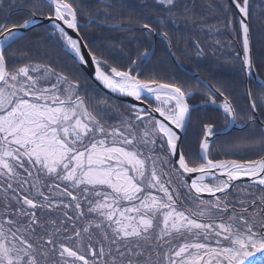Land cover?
<instances>
[{
    "label": "snow or ice",
    "instance_id": "obj_1",
    "mask_svg": "<svg viewBox=\"0 0 264 264\" xmlns=\"http://www.w3.org/2000/svg\"><path fill=\"white\" fill-rule=\"evenodd\" d=\"M155 3L166 13L155 25L147 15L120 18V25L135 20L179 61L167 21H195L181 0ZM21 7L27 8L22 20L0 21V264H264V147L256 158L218 159L222 146L213 145L257 123L264 135V78L252 58L250 0L218 5L227 26L235 31L238 24L240 71L260 90L257 96L246 88V113L223 84L198 73L189 77L194 85L142 75L155 56L151 46L119 62L105 56L86 35L97 20L89 15L81 23L77 0ZM233 7L238 21L229 14ZM31 40L52 41L71 68L18 63V53L28 56L21 43ZM195 47L202 55L199 41ZM98 85L136 102L116 110L115 125L109 123L115 106ZM197 95L221 111L223 125L197 117L193 157L184 138L200 110L190 103Z\"/></svg>",
    "mask_w": 264,
    "mask_h": 264
},
{
    "label": "trees",
    "instance_id": "obj_2",
    "mask_svg": "<svg viewBox=\"0 0 264 264\" xmlns=\"http://www.w3.org/2000/svg\"><path fill=\"white\" fill-rule=\"evenodd\" d=\"M32 0H3L0 4V21H3L13 11H17L10 16L9 23L20 21L24 18L27 8L21 7V4H30ZM80 8L83 10L81 14V23L88 21L89 15L95 16L97 22L91 24L89 31L86 33L88 38L95 42V46L104 51L105 56L111 60L119 62L122 57L126 58L131 55L135 57L138 51H142L144 47L151 46V38L145 34L139 24L124 22L120 25V18L134 17L141 18L147 15L151 18V22L155 25L158 15L165 17L166 13L161 11V6L155 3V0H77ZM182 4L189 9V16L195 23L189 22L184 16L176 18V22L167 21V28L170 30L172 38L173 51L179 56V63L187 70L198 73L201 78L209 82H219L223 84L226 91L231 93L234 101L240 106V110L247 112L244 101L245 93V76L240 71V60L236 59V54L241 49V35L239 33L238 24L234 31L232 27L227 26L225 14L219 9L221 3H228L226 0H181ZM107 4L113 5L108 8L109 18L106 23L101 24L99 21L104 20V7ZM10 5H15L10 7ZM252 11H258L256 16L258 23L261 25L264 21V6H257L255 0L250 1ZM87 13V14H85ZM229 14L233 19L238 21V17L233 8L229 9ZM251 15H253L251 13ZM250 37L252 44L253 60L256 68L264 70V29L259 28L251 22ZM205 25L215 26V30L210 31ZM114 26V27H113ZM39 34V29L36 32H30L29 37ZM231 34L235 41H232L231 55L222 56L221 47L217 41H228L231 39ZM222 39V40H221ZM199 41L203 48V54L196 55L195 42ZM21 48L27 51V60H22L17 54V62L31 61L34 63H57L61 68H71V59L65 55L52 41L50 40H31L22 42ZM232 69V74H227L223 70ZM156 73L162 78L168 79L176 77L178 80L195 84L194 79H189V75L181 71L171 60L167 48L158 50L156 56L151 59L150 63L143 66L142 75ZM264 78V77H262ZM82 86L91 87V83L81 80ZM100 91V90H99ZM101 94H104L100 91ZM257 96L260 95V90L253 91ZM190 103H202L201 96H195ZM110 105H114L109 111V123L115 125L118 122L117 109L122 113L123 105L116 100L110 98ZM200 110H205L204 113L193 114V127L189 129L188 135L184 138L188 152L194 157L198 151V140L200 136V123L197 120L214 121L216 115L211 110H216L210 105L200 106ZM262 119V118H261ZM223 119L216 122L218 127H221ZM243 121V120H241ZM258 129V130H256ZM238 141L243 144V151H256L259 144L262 147L264 135L261 134L259 127L253 130H245L239 132ZM234 138L232 135L226 137L224 147H234L231 142ZM224 142V141H223ZM241 144V145H242ZM219 145V144H218ZM233 149V148H232ZM242 149V148H241ZM229 157V156H227Z\"/></svg>",
    "mask_w": 264,
    "mask_h": 264
},
{
    "label": "flooded vegetation",
    "instance_id": "obj_3",
    "mask_svg": "<svg viewBox=\"0 0 264 264\" xmlns=\"http://www.w3.org/2000/svg\"><path fill=\"white\" fill-rule=\"evenodd\" d=\"M226 1L228 2V0H226ZM259 4L262 5L261 2H259ZM233 10H234V8H233ZM251 13L253 15H251ZM257 15H259V12L258 11H252L251 10L250 16H249V21H248L249 22V26L251 27V23H250V19H251V22L253 23V25L257 26L258 28L260 26V28L264 29V21L260 25L258 23V21H257L258 19H256V16ZM249 35H250V32H249ZM151 37H152L151 38V43H152L151 44V47H153L152 49L155 52V56H156L158 50L164 51V49H166V48H167V51H168V54H169L168 46L165 43H162L161 38L159 36L156 37V38H154V36H151ZM250 40H251V37H250ZM232 41H235V39H233V36L231 34V39L229 41L227 39L225 41L226 43H224L222 41L219 42L220 47H221L220 52H222V56L231 55L230 51L232 50ZM263 44H264V42H263ZM251 48H252V44H251ZM239 52H242V45H241V49H240ZM252 55H253V53H252ZM155 56H153L151 59H153ZM169 56H170V54H169ZM223 71L225 73H227V74H232L233 73V70L232 69H224ZM258 75L260 76V78L264 77V70L263 69H259ZM244 83H245V90H246L247 87H251L252 88V91H255V90L258 89L255 84L249 85L248 82H247V80H246V78H245V82ZM196 105H199V106L210 105V106L215 107V109H217V112H216V110H211L210 111V112H213L216 115V118H215L214 122L216 123V122L220 121V119H222V113H221V111L215 105L202 104V103H199V104H196ZM204 112H205V110H199L197 113H204ZM258 119H261V117H258ZM221 123H223V121ZM240 123H244V121H240ZM256 126L259 127V129L261 130V125L259 123H257ZM192 127L194 129H196L195 127H197V126H195V127L192 126ZM217 127H218V125H217ZM256 130H258V129H256ZM239 132H240L239 130H234L232 132V134H231L232 137L234 138L231 141V142L234 143V147H224L225 144H226V140H225L226 137H221L219 139H216V138L214 139V141H213L214 147H216V146H222V147L219 148V152H218V155L216 156V158H218V159L219 158H241V157H243V158H256L257 154H259L261 152V148L264 147V143L262 144V147L261 148H260V145L258 144L257 147H256L257 149L254 152H251V150H248V149L245 152V151H243V144H242V142L241 141H238L239 138H240V136L237 135V133H239ZM184 141H185V139H184ZM185 142H187V141H185ZM185 142H184V150L186 152H188L187 145H186ZM227 156H229V157H227ZM242 184H244V183H242Z\"/></svg>",
    "mask_w": 264,
    "mask_h": 264
},
{
    "label": "water",
    "instance_id": "obj_4",
    "mask_svg": "<svg viewBox=\"0 0 264 264\" xmlns=\"http://www.w3.org/2000/svg\"><path fill=\"white\" fill-rule=\"evenodd\" d=\"M229 2H230V0H228ZM235 9V8H234ZM236 10V9H235ZM237 11V10H236ZM239 18V17H238ZM156 37H158V36H156V35H154V38H156ZM249 40H250V35H249ZM250 45H251V42H250ZM153 48V47H152ZM171 51H172V49H171ZM171 55V54H170ZM171 58H172V60H173V62L177 65V66H179L182 70H185V69H183L182 67H181V65H179V63L175 60V58L173 57V56H171ZM253 58V57H252ZM186 71V70H185ZM186 73H188L189 75H193L194 73H191V72H188V71H186ZM93 83H94V81H93ZM98 88H99V90H101L103 93H105V94H107L109 97H111V98H113V99H115V100H117V101H120V102H123V103H125V104H128V103H136L135 101H133L132 100V98H130V97H122V96H119L118 94H112V93H110V92H108V90H106V89H103V87L102 86H99L98 85ZM258 121H259V119H258ZM262 127V126H261ZM215 139V138H214ZM194 175V174H193ZM239 183H247V180H246V178L245 179H243L242 181H240ZM205 197H207L206 195H205Z\"/></svg>",
    "mask_w": 264,
    "mask_h": 264
},
{
    "label": "rangeland",
    "instance_id": "obj_5",
    "mask_svg": "<svg viewBox=\"0 0 264 264\" xmlns=\"http://www.w3.org/2000/svg\"><path fill=\"white\" fill-rule=\"evenodd\" d=\"M257 3V6L260 7L261 5L259 4V2L262 3V6H264V0H255Z\"/></svg>",
    "mask_w": 264,
    "mask_h": 264
}]
</instances>
